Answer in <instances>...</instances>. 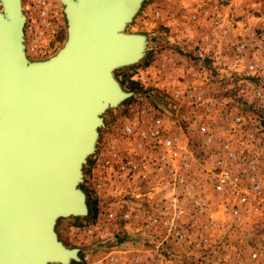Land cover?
<instances>
[{"label":"rangeland","instance_id":"obj_1","mask_svg":"<svg viewBox=\"0 0 264 264\" xmlns=\"http://www.w3.org/2000/svg\"><path fill=\"white\" fill-rule=\"evenodd\" d=\"M18 3L26 60L56 57L63 1ZM124 32L143 49L112 71L126 95L81 165L86 210L53 224L67 264H264V0H139ZM156 118L174 149L138 144Z\"/></svg>","mask_w":264,"mask_h":264},{"label":"water","instance_id":"obj_2","mask_svg":"<svg viewBox=\"0 0 264 264\" xmlns=\"http://www.w3.org/2000/svg\"><path fill=\"white\" fill-rule=\"evenodd\" d=\"M0 14V264H67L77 258L53 224L83 213L81 165L93 150L100 114L126 94L113 69L141 56L125 33L139 0H62L68 37L50 60L23 50L18 0Z\"/></svg>","mask_w":264,"mask_h":264},{"label":"built area","instance_id":"obj_3","mask_svg":"<svg viewBox=\"0 0 264 264\" xmlns=\"http://www.w3.org/2000/svg\"><path fill=\"white\" fill-rule=\"evenodd\" d=\"M262 39H264V34L261 35ZM243 46V45H242ZM241 46V47H242ZM240 47V48H241ZM255 96L258 99H262L264 93L262 90L258 89L255 92ZM240 117L237 118L239 120ZM161 119L156 118L153 120V124L146 130L141 132V139L139 141L140 146H145L147 139H152L153 141L158 142L159 144H163V146L168 147L170 150L174 149V142L173 139L170 137H164L163 132L164 128L162 127ZM203 131H205L206 127H201ZM128 131H131V128H128ZM238 180L237 177H233L230 171L227 168H222L218 174V180L216 183V187L218 189H223L226 186H231V184H235ZM256 187V186H255ZM258 187V185H257ZM236 192L240 194V198L242 201L247 199L248 191L244 189H236ZM257 252H253V256H257Z\"/></svg>","mask_w":264,"mask_h":264}]
</instances>
